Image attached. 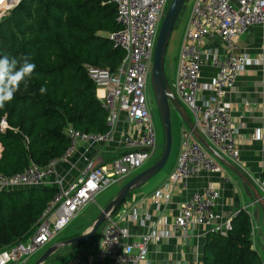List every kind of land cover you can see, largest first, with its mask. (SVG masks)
Here are the masks:
<instances>
[{
  "label": "built area",
  "instance_id": "1",
  "mask_svg": "<svg viewBox=\"0 0 264 264\" xmlns=\"http://www.w3.org/2000/svg\"><path fill=\"white\" fill-rule=\"evenodd\" d=\"M22 1L0 0V18ZM112 1L117 8L121 30L111 34L109 39L124 50L125 58L116 72L87 68L88 77L95 83L98 93L102 92L98 99L108 112L110 131L99 135L68 128L69 146L62 157L51 160L46 167L31 164L21 173L0 176V190L42 187L51 176H56V166L60 162H68L81 143H114L121 113L127 116L132 126V132L123 136L120 142L124 152L113 160L110 168L103 165L101 157L84 158L85 166L79 180L66 189L63 188V181L57 178L58 192L41 215L35 232L25 241L0 251V264H28L29 259L59 237L87 205L94 203L97 195L130 180L157 152V135L148 92L155 47L170 0ZM254 26L264 27V0H194L172 86L181 103L192 113L196 128L235 166L240 161L236 124L231 108L224 100L250 63L249 57L237 54L236 50L239 40ZM208 39H220L230 52L219 56L206 51L204 42ZM207 59L217 70L209 97L201 94L202 71ZM0 125L5 128V121ZM263 137V129L258 128L252 139L261 142ZM225 169L184 125L180 153L169 177L171 185L186 182L203 173L222 174ZM230 182V178L225 179V183ZM255 184L264 197V180ZM219 197L220 193L212 187L193 193L182 204L173 232L184 233L195 225H204L211 233L226 236L239 212L218 222L216 202ZM152 200L156 206L168 203L162 190L157 191ZM100 231L95 256L99 262L110 264H143L147 261L150 245L170 237L169 233L151 231L134 242H127L131 237L129 230L113 217Z\"/></svg>",
  "mask_w": 264,
  "mask_h": 264
},
{
  "label": "trees",
  "instance_id": "2",
  "mask_svg": "<svg viewBox=\"0 0 264 264\" xmlns=\"http://www.w3.org/2000/svg\"><path fill=\"white\" fill-rule=\"evenodd\" d=\"M120 30L112 0H23L0 20V57L16 58L19 64L27 57L36 65L27 87L22 82L0 107V124L6 123L0 125V176L21 173L31 164L46 167L62 157L70 127L88 134L110 131L108 112L87 68L116 72L121 67L125 52L109 39ZM41 87L46 93H40ZM57 192L53 186L0 190V251L35 232ZM204 262L264 264L253 250L245 211L234 217L226 236H209Z\"/></svg>",
  "mask_w": 264,
  "mask_h": 264
},
{
  "label": "crops",
  "instance_id": "3",
  "mask_svg": "<svg viewBox=\"0 0 264 264\" xmlns=\"http://www.w3.org/2000/svg\"><path fill=\"white\" fill-rule=\"evenodd\" d=\"M204 49L219 56H226L230 52L220 39L206 40ZM236 53L249 57L250 63L237 78L234 89L228 93L224 102L231 108L232 117L236 124L237 146L240 152V161L237 167L256 186V181L264 180V137L261 142L252 139L256 129L261 128L264 131V27H251L239 40ZM165 72L172 87L177 67L167 70L165 68ZM216 75L217 70L207 59L202 71L201 87L203 90L201 94L206 97L211 96L210 87ZM96 92L97 97L102 94L101 91ZM190 118L193 120L191 116ZM131 127L127 116L121 113L114 143L107 145L81 143L68 162H60L56 166V176H51L44 187H56L57 178L63 181V188L65 189L76 183L85 166L84 158L96 159L101 157L103 165L110 168L113 160L123 154L124 149L120 142L123 136L132 132ZM180 148L181 137L176 145L173 146L172 144L168 159V162L172 160L169 169L165 172L161 171L141 188L132 192L117 214L113 216L129 230L131 237L127 239V242H134L140 236L151 231L170 234V237L164 238L161 242L150 245L147 261L143 264H205V246L212 234L209 228L204 225H195L187 232L175 233L173 232V225L180 213L182 204L193 193L201 192L210 187L220 193L216 202L218 222L241 211L247 213L252 226L253 250L259 254L264 262V213L262 208L254 204V198L246 193L244 183L230 170L225 169L222 174L203 173L186 182L171 185L169 177L176 165ZM161 156L155 163L159 161ZM226 178H230L231 182L225 183ZM128 181H124L123 186ZM257 189L259 190L258 187ZM159 190H162L165 197L168 198L166 205L156 206L152 200L153 195ZM118 192L106 196L98 205L96 197L95 202L87 205L77 216L84 215L85 218L76 228L74 234L70 233L63 239H71L90 230L97 217L116 198ZM100 232L90 242L72 247L68 253V256L72 255V258L67 264H110L107 261L99 262L95 256L101 237ZM57 259L62 260L63 256L61 255Z\"/></svg>",
  "mask_w": 264,
  "mask_h": 264
},
{
  "label": "water",
  "instance_id": "4",
  "mask_svg": "<svg viewBox=\"0 0 264 264\" xmlns=\"http://www.w3.org/2000/svg\"><path fill=\"white\" fill-rule=\"evenodd\" d=\"M190 0H172L168 11L162 22L153 60V68L151 73V86L155 94L157 107L160 113L162 125L165 132L166 143L161 158L154 165L145 169L131 180H129L118 192L116 198L101 212L97 217L95 223L87 232L71 238L59 241L53 244L41 256L35 264H45L53 255L59 250L67 246L84 245L93 240L101 227L108 222L119 208L125 203L129 194L141 188L144 184L157 176L168 162L170 157L173 136H172V111L175 110L185 126L192 132L195 139L202 144V146L215 157V159L223 165L226 169L234 173L245 185L246 193L254 198V204L262 208L264 213V197L257 189L253 182L244 173L235 166L231 161L220 154L201 134L196 128L195 124L190 118V115L181 103L174 90L172 89L165 72L166 56L173 32L179 29V25L187 10V3Z\"/></svg>",
  "mask_w": 264,
  "mask_h": 264
},
{
  "label": "rangeland",
  "instance_id": "5",
  "mask_svg": "<svg viewBox=\"0 0 264 264\" xmlns=\"http://www.w3.org/2000/svg\"><path fill=\"white\" fill-rule=\"evenodd\" d=\"M193 1L194 0H190L186 4L187 5V10L185 12L184 17L182 18V21H181L180 25H179V29L174 31L173 35L171 37L170 44H169V47H168L167 56H166V64H165L166 65L165 66L166 70L169 69V68L171 69V68H173L175 66L177 67V65H178V59L180 57L181 44H182V39H183L184 31H185L186 21H187V17L190 14L191 9H192ZM171 2H172V0H170L168 8H169ZM4 17L0 18V20H2ZM170 81H171V79H170ZM148 96H149V99H150L151 114H152V117H153L155 129H156L157 147L158 148H157V152H156L155 158L150 160L144 167L139 169L136 172L135 175H138L139 173L144 171L146 168H149L150 166L155 164V161L161 156V154H162V152L164 150L165 143H166V137H165L164 128H163V125H162L160 113H159V110H158V107H157L155 94H154V91L152 89L151 84L149 86ZM187 111H188L189 115L193 118L192 113L189 110H187ZM184 125L185 124L182 121V119L180 118V116L178 115V113L175 110H173L172 111L173 146H174V144L176 145V143L180 139L181 130H182V127ZM171 162H172V160H170L167 163V165L164 167L162 172H165V171H167L169 169ZM122 186H123V183L117 184L115 186H112V187L108 188L107 190L103 191L102 193H100L99 194L100 196L97 195V205L102 203V199H104L106 196H111V195L116 194L118 192L119 188H121ZM83 218H85V216L84 215L83 216L80 215L79 217L74 219L70 223V225L60 234L59 237L54 239L44 249L40 250L35 255H33L29 259L28 264H35L41 258V256L49 249V247H51L53 244H55V243H57L59 241L65 240V239H63L64 236H67L70 233L74 234L76 228L79 226V224H81L83 222L82 221ZM71 249H72V246H67L65 248H62L55 255H53L45 264H67L72 258V255L68 256V253H69V251H71ZM61 255L63 256V259L62 260L61 259H57V257L59 258Z\"/></svg>",
  "mask_w": 264,
  "mask_h": 264
},
{
  "label": "clouds",
  "instance_id": "6",
  "mask_svg": "<svg viewBox=\"0 0 264 264\" xmlns=\"http://www.w3.org/2000/svg\"><path fill=\"white\" fill-rule=\"evenodd\" d=\"M18 64L16 58L7 55L0 57V107L14 98L22 82L27 87V78H30L36 69V65L29 62L27 57L23 58L22 64ZM39 91L44 94L47 88L41 87Z\"/></svg>",
  "mask_w": 264,
  "mask_h": 264
}]
</instances>
